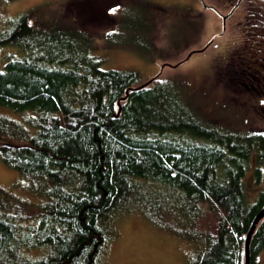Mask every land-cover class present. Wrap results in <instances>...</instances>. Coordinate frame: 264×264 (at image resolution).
I'll return each instance as SVG.
<instances>
[{
	"label": "trees",
	"instance_id": "trees-1",
	"mask_svg": "<svg viewBox=\"0 0 264 264\" xmlns=\"http://www.w3.org/2000/svg\"><path fill=\"white\" fill-rule=\"evenodd\" d=\"M33 13L0 31V51L11 46L2 53L0 106L23 121L0 114V158L43 200L30 217L5 211L7 201L0 207V264H108L116 219L141 205L148 212L146 197L164 192L193 214L183 235L197 247L187 264H242L244 236L264 203V131L207 121L179 81L160 76L129 92L115 116L116 100L141 83L137 72L103 68L87 50L47 52L34 40ZM249 54L240 64L256 73ZM250 167L253 202L243 183ZM250 249L251 264H264V217Z\"/></svg>",
	"mask_w": 264,
	"mask_h": 264
},
{
	"label": "rangeland",
	"instance_id": "rangeland-1",
	"mask_svg": "<svg viewBox=\"0 0 264 264\" xmlns=\"http://www.w3.org/2000/svg\"><path fill=\"white\" fill-rule=\"evenodd\" d=\"M203 2L221 11L230 6L228 0ZM32 11L34 40H44L47 52L56 48L70 54L87 50L102 58L103 68L134 70L141 82L154 75L162 63H177L221 30L220 17L204 7L202 0H0V31ZM241 12L228 21L224 35L178 66L165 65L160 77L179 81L183 95L207 121L232 130L264 131V84L257 83L258 77L247 78L251 74L260 77L264 72L258 70L257 74L245 67L248 61L244 67L240 64V56L250 44L241 23H237ZM9 49L11 46L0 51V69L6 59L3 50ZM19 49L16 54L21 56L23 50ZM244 71L248 81H235ZM0 114L23 124L21 115L9 107L0 106ZM252 168L246 171L243 183L247 198L253 202L259 184ZM28 182L23 173L0 158V207L7 201L5 211L20 218L33 216L43 197ZM164 195H158L157 200L146 197L148 212L141 205L139 211L116 219L115 238L106 250L108 264L188 263L197 243L183 233L189 228L193 231L187 222L193 214L184 216L177 195L173 199ZM257 257L263 260L264 251Z\"/></svg>",
	"mask_w": 264,
	"mask_h": 264
},
{
	"label": "flooded vegetation",
	"instance_id": "flooded-vegetation-1",
	"mask_svg": "<svg viewBox=\"0 0 264 264\" xmlns=\"http://www.w3.org/2000/svg\"><path fill=\"white\" fill-rule=\"evenodd\" d=\"M228 4L230 6L226 11H221L213 4H206L204 7L213 9L220 17V31L223 30V34L219 36L225 34L228 21L239 10L242 11L240 13L242 18L239 19L237 23H241L240 25L244 30L246 40L250 42L248 45L250 49L249 57H255L253 63L257 65V68H260V70L264 72V0H228ZM227 45L229 47V44ZM244 52H246V50H244ZM240 57L242 58V62L245 61V59H248L246 53H243ZM255 71L258 74V70ZM263 78V74H261L260 77L258 76L257 83L264 84ZM246 82L247 80L243 77L242 83Z\"/></svg>",
	"mask_w": 264,
	"mask_h": 264
},
{
	"label": "water",
	"instance_id": "water-1",
	"mask_svg": "<svg viewBox=\"0 0 264 264\" xmlns=\"http://www.w3.org/2000/svg\"><path fill=\"white\" fill-rule=\"evenodd\" d=\"M203 6H205L206 4L203 2ZM223 34V30L213 34L210 39L200 48H196V49H192L190 50L186 57L180 61H178L175 64H171L169 62H164L159 66V70L152 75L151 77H149L147 80H144L143 82L134 85V86H129L128 88L125 89L124 91V95L121 96L120 98H118L115 102V106H116V111L114 113L115 116H118V114L121 111V101L125 100L129 94V92L131 91H137L142 89L143 87L147 86L148 84H150L153 80H155L157 77H159L162 73V70L164 68L165 65H172V66H178L179 64L187 61L190 56L194 53V52H198V51H202L204 49H206L211 42L219 35ZM264 217V203L261 205V207L258 209V211L254 214L253 218L250 221V224L248 226V229L246 231V234L244 236L243 239V246H242V254H243V260H242V264H251V249H250V241H251V237L252 234L255 230V228L257 227L258 223L260 222V220Z\"/></svg>",
	"mask_w": 264,
	"mask_h": 264
},
{
	"label": "snow or ice",
	"instance_id": "snow-or-ice-1",
	"mask_svg": "<svg viewBox=\"0 0 264 264\" xmlns=\"http://www.w3.org/2000/svg\"><path fill=\"white\" fill-rule=\"evenodd\" d=\"M112 11H113V12H115V11H116V9L114 8V9H112ZM262 103H264V101H262Z\"/></svg>",
	"mask_w": 264,
	"mask_h": 264
}]
</instances>
